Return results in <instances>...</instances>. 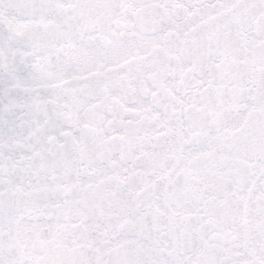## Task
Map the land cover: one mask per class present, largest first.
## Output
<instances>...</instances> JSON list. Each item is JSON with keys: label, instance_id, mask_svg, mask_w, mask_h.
I'll return each mask as SVG.
<instances>
[{"label": "snow or ice", "instance_id": "1", "mask_svg": "<svg viewBox=\"0 0 264 264\" xmlns=\"http://www.w3.org/2000/svg\"><path fill=\"white\" fill-rule=\"evenodd\" d=\"M0 264H264V0H0Z\"/></svg>", "mask_w": 264, "mask_h": 264}]
</instances>
